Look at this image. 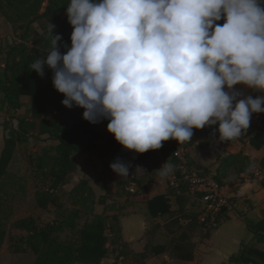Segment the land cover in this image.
Segmentation results:
<instances>
[{"label": "clouds", "instance_id": "obj_1", "mask_svg": "<svg viewBox=\"0 0 264 264\" xmlns=\"http://www.w3.org/2000/svg\"><path fill=\"white\" fill-rule=\"evenodd\" d=\"M67 16L71 47L61 53L51 25V47L29 67L42 78L45 65L51 69L62 105L85 109L93 124L109 120L107 130L128 150L181 144L217 123L220 141H230L264 113V96L238 99L234 90L264 91L258 0H70ZM129 167L120 158L110 164L121 177Z\"/></svg>", "mask_w": 264, "mask_h": 264}, {"label": "trees", "instance_id": "obj_2", "mask_svg": "<svg viewBox=\"0 0 264 264\" xmlns=\"http://www.w3.org/2000/svg\"><path fill=\"white\" fill-rule=\"evenodd\" d=\"M258 2L264 5V0H258ZM69 4L70 0H0V14L12 25L16 37L14 41L7 43L5 57L2 61L0 60V109L8 113L12 110L16 111L23 106L22 95L31 97L28 113L18 117V128L5 138L4 146L0 152V184L1 179L8 173L18 143H26L29 137L34 135L36 129L39 134H48L50 139L58 143L44 147L38 160H35L34 155L31 156V163L34 165L37 162V167L53 180L47 189L38 188L35 192L37 206L43 209L49 208L51 204L59 207V196L55 191H58L60 186L67 181L68 175L76 170L75 155L85 149L98 148L95 144L98 132L90 122L82 119L70 127L66 121L51 116L55 108L54 102L48 98V93L54 86L52 83L49 86L35 70L29 67L43 54L42 50L51 47V25L54 26L52 34L62 36V40L58 42L61 53L67 51L63 47L64 44H67L68 48L71 47L70 37L73 27L68 22L67 7ZM38 20H44L43 32H40L34 25ZM225 22L226 19L222 18L216 23L222 26ZM48 70L51 69L45 65L44 72ZM257 96H264V92L254 90L252 97L256 98ZM217 128L218 123L213 126H205L204 129H193V132L196 136L210 139L217 137ZM256 129H258L256 133H253L250 128L244 133L249 136L250 143L260 149L264 147V116L263 124L256 126ZM114 140V134L111 133L109 144ZM109 144L103 153L106 169L112 170L110 164L117 158L130 164L129 175L121 179L122 192L126 193V202H147L153 216L165 214L172 216L168 229L174 236L170 242L152 246L146 244L145 250L136 254L141 259L136 260L135 264H145V259L150 255H159L165 251H168L172 258L185 261L193 260L196 242L191 236L189 227H194L199 223V212L189 210L188 205L190 203L193 205L195 202L192 201V196L186 192L185 184L181 182L180 193H176L175 189L170 186L168 193L147 199L143 194L147 185L142 184L141 179L136 176L140 159L151 164L152 174H156L159 154L170 157L173 169L177 172L178 159L173 156L166 141L162 142L163 146L160 149H150L145 153L135 152L134 155L119 150H110ZM51 154L54 156L51 157ZM217 162L218 168L213 176L221 185H224V178L230 170H235L238 177H242V175L253 177L254 175L252 159L242 152L220 155ZM189 163L193 165L190 160ZM48 164L50 169H46ZM260 164L264 169V157L261 158ZM130 182L137 184L138 188L135 192L125 190ZM72 192L74 196L83 195L84 201H91L87 207V218L79 230L78 242L63 241L54 234L65 222L67 218L65 213H62L60 218H55L40 226L33 216H28L13 223L14 228L27 232V235L19 236L18 239L24 245L17 247L15 251L25 252L27 245L31 246L36 254L35 264H102V260L110 252L108 243L111 241L116 244L121 239V215L117 212L106 214V209L101 213L95 211L96 204H106V197L95 198V192L88 180H81L74 186ZM169 195L176 197L178 208L175 210L171 208ZM79 214V209L74 210V218L69 220V225L72 228H78L76 219L80 217ZM181 219L189 221L186 228ZM221 220L219 219L218 222L220 223ZM245 220L248 228L253 232L254 238L258 242L264 241V215L258 220L249 218ZM175 226L179 230H175ZM110 234L113 235L112 239ZM6 236L7 230L0 214V249ZM13 239L15 237L11 236L10 240ZM120 256L118 254V257ZM118 257L111 264H119ZM231 261L237 264H264V250L252 245H244L239 254L231 257ZM162 264H168V261L163 260Z\"/></svg>", "mask_w": 264, "mask_h": 264}, {"label": "crops", "instance_id": "obj_3", "mask_svg": "<svg viewBox=\"0 0 264 264\" xmlns=\"http://www.w3.org/2000/svg\"><path fill=\"white\" fill-rule=\"evenodd\" d=\"M0 38L8 37V42H12L10 35L16 39L13 32V27L8 23L4 17L0 14ZM7 42V43H8ZM6 43V46H7ZM234 90L243 93L238 99H242L248 95L253 94L255 89H252L244 84H237L234 86ZM225 91H229L227 87ZM264 92V91H263ZM21 101L23 106L16 111L27 114L30 104V95H22ZM235 104V102H234ZM1 111V109H0ZM15 111V110H14ZM56 112V111H55ZM264 113H253L250 121L249 128L253 133H256L258 129L256 126L263 124ZM109 120L102 119L101 122L93 124L91 126L95 128L98 135L95 139V144L98 148L85 149L75 155L76 170L68 175L71 185H77L81 180H88L90 186L98 197L105 196L106 204L109 201H113V198H120L119 191H123L121 179L122 177L114 172L105 168L103 153L110 141V132L107 130ZM219 127V124H218ZM218 129V128H217ZM218 131V130H217ZM220 133L216 138H204L201 136L193 135L190 141H185L184 144L187 148L189 160L193 166L198 165L202 169L200 171H206L210 174H215L218 168L217 159L220 155L228 153L242 152L249 155L254 163V175L251 178L242 175L238 177L235 170H230L224 178L225 191L232 195H237V208L234 212H230L228 216L221 220L212 233L207 237L204 242H200L196 245L195 256L191 261H185L182 259L172 258L168 251L159 255H150L145 259V264H162L163 260H167L168 264H237L231 261V257L241 252L244 245H252L261 250H264V241L258 242L254 238L253 232L248 228L246 218L252 220H258L264 215V169L261 168L260 160L264 157V147L258 149L255 148L244 132L238 138L230 141H220ZM29 141V140H28ZM27 141V142H28ZM5 139L0 140V152L4 146ZM57 144V141H51V144ZM49 145H45L49 146ZM110 150H119L126 152L130 155H134V150H128L124 148L120 143L114 140L109 144ZM16 155L14 152L12 161L9 166L15 161ZM31 162V157L29 158ZM146 161V160H144ZM168 166L165 172L161 171L163 164ZM146 162L144 168L140 163L137 168L136 176L141 179L142 184L147 185L144 190V196L147 199H152L157 195L166 194L170 190V177L173 169L172 160L170 157L159 154V161L157 164V173L152 174V167L147 166ZM10 168H8L9 171ZM130 171V170H129ZM112 194V198L107 194ZM35 197V194H34ZM170 204L172 210L178 208V203L175 195H169ZM122 199L126 201V195H122ZM106 204H96L95 211L98 213L103 212L105 209L100 208ZM133 204L134 211L129 214L121 215L120 222L122 226L120 241L128 243L135 253H140L145 250V245L148 242L147 229L150 227V222L155 224L153 229L162 228V231L169 234L166 242H155L156 244H168L173 233L169 232L168 225L172 216L169 214L153 216L151 214L149 205L147 202L137 201L129 202ZM191 203L188 208H191ZM115 212V211H114ZM113 212V213H114ZM106 214L109 211H106ZM165 220V221H164ZM188 223L186 219H181L182 224ZM200 224V222L198 223ZM188 224L185 225V228ZM19 235H27V232L21 229H17ZM15 232V230H14ZM196 242V241H195ZM5 244L9 245V240L5 238L4 243L1 246L0 251L4 248ZM27 254L31 253L28 249ZM32 264H35L36 255L32 258ZM114 259L112 260V262ZM107 261L106 257L102 260V264H111ZM119 264H135L131 259L120 256L118 259ZM241 264H253V263H241Z\"/></svg>", "mask_w": 264, "mask_h": 264}, {"label": "rangeland", "instance_id": "obj_4", "mask_svg": "<svg viewBox=\"0 0 264 264\" xmlns=\"http://www.w3.org/2000/svg\"><path fill=\"white\" fill-rule=\"evenodd\" d=\"M34 25L40 32H43L42 27L44 25V20H38ZM10 39L11 41L15 40L12 35H10ZM8 40V37H4L2 39L0 38L1 61L5 57V48ZM52 75V71L48 70L45 72L44 77L42 78L43 81L48 83L49 86L52 85ZM48 98L54 102L53 105L55 109L52 111V117L66 121L70 127L83 119V112L85 109L78 106H74L73 108L69 109L62 105L61 101L65 98V96L64 94L59 93L55 88H52L48 93ZM23 114L13 110L9 113L6 111H0V140L5 139L8 135L10 136L12 131L18 128V117L23 116ZM38 132V129L34 130V135L29 137L28 142L18 143L15 150V161L11 166H9L10 169L6 176L1 179L0 214L4 219V225L7 230L6 237L9 240V245L5 244L4 248H2L0 251V264H32V258L35 253L31 246L27 245V250L25 251L27 252L28 249H30L31 253L29 254L15 251L17 247L24 245L18 239L20 236L19 231L13 227V223L16 220L23 217L33 216L36 219V223L40 226L55 218H60L62 213H65L67 215L65 222L54 234L60 240L77 243L80 234L79 230L84 224L88 215L87 207L91 204V201H84L83 195H73L72 191L75 185H71V181L68 177L65 184L60 186L58 191H55L59 196V207H56L53 204H51L47 209L37 206L36 197H34L36 190L38 188L47 189L53 183V180L49 176H46L43 173L44 171L37 167V162L33 165L29 160V158L33 155L35 160H38V156L42 152L44 146L46 144L49 145L51 141H53L50 139L48 134H39ZM53 156L54 154H51V157ZM140 163L144 168L146 161H144V159H140L139 164ZM147 166H151V164H148ZM46 169H50L49 164L46 166ZM108 195L112 198L111 193L107 194V196ZM119 195L120 198H113V201H109L105 206H101L100 208L106 209V211H109V213H113L115 211L120 215L129 214L134 211L133 206H131L133 204L130 205L128 202L122 199V195H126L125 191L121 192ZM96 197L98 198L97 195L95 198ZM76 209H79L80 211V217L76 219L78 222V228H72L69 225V220L74 218L73 212ZM189 210L197 211L196 202L193 203ZM186 222L187 221H185L183 224L184 227L186 224H188ZM154 224L155 223L151 221L150 227L147 229V244L149 246L154 245L155 242H166V237L169 236V234L162 231V228H156L157 230L153 229L152 226H154ZM189 228L193 240L196 241V245L200 242H204L213 231V229L210 230L204 228L201 224H196L194 227ZM175 230H179V228L176 227ZM11 236H14L15 239L10 240ZM110 238L112 239L113 235L110 234ZM108 247L110 252L108 253L106 259L109 262H112L113 259H116L118 254L124 256L125 258L131 259L134 263L136 260L141 259L139 256H136L137 253L131 249L128 243H124L120 240L116 244H113L110 241L108 243Z\"/></svg>", "mask_w": 264, "mask_h": 264}, {"label": "built area", "instance_id": "obj_5", "mask_svg": "<svg viewBox=\"0 0 264 264\" xmlns=\"http://www.w3.org/2000/svg\"><path fill=\"white\" fill-rule=\"evenodd\" d=\"M166 145L178 159L177 172L171 169L170 186L176 193H180L181 182L185 184L186 192L192 196V201L196 202L200 224L206 229L216 228L219 219L236 210L237 195L226 192L224 185H221L213 174L196 170L189 163L184 142L180 144L177 140L170 139L166 141ZM137 188L135 182L126 186V190L130 192H135Z\"/></svg>", "mask_w": 264, "mask_h": 264}, {"label": "water", "instance_id": "obj_6", "mask_svg": "<svg viewBox=\"0 0 264 264\" xmlns=\"http://www.w3.org/2000/svg\"><path fill=\"white\" fill-rule=\"evenodd\" d=\"M194 168L196 169V170H198V171H200L202 168L200 167V166H198V165H194Z\"/></svg>", "mask_w": 264, "mask_h": 264}]
</instances>
